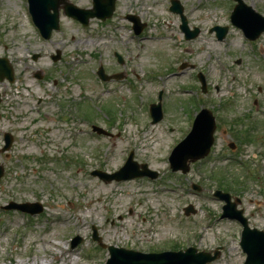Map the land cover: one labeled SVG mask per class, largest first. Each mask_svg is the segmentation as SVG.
Wrapping results in <instances>:
<instances>
[{"label":"rangeland","instance_id":"374dc122","mask_svg":"<svg viewBox=\"0 0 264 264\" xmlns=\"http://www.w3.org/2000/svg\"><path fill=\"white\" fill-rule=\"evenodd\" d=\"M70 1L91 7V0ZM169 1L117 0L110 19L86 27L60 12L59 30L43 40L26 0H0V57L14 70L12 83L0 82V147L3 132L12 136L0 152V264H104L108 245L144 253L220 246L210 264H243L241 226L219 218L223 202L213 191L239 198L249 226L264 231V33L244 39L229 21L231 0H178L189 28L200 30L185 40ZM244 2L264 15V0ZM125 14L145 23L139 35ZM216 25L228 27L222 41L210 32ZM99 65L122 78L103 84ZM160 90L163 116L151 124L148 107ZM197 103L215 118L213 144L185 174L172 172L167 157L189 131ZM92 124L111 137L91 132ZM131 150L156 181L90 174L116 171ZM9 202H37L42 210L3 212ZM187 205L194 214L184 215ZM92 227L104 246L91 238ZM74 236L81 242L72 249Z\"/></svg>","mask_w":264,"mask_h":264},{"label":"water","instance_id":"95a60500","mask_svg":"<svg viewBox=\"0 0 264 264\" xmlns=\"http://www.w3.org/2000/svg\"><path fill=\"white\" fill-rule=\"evenodd\" d=\"M230 20L232 24L241 27L244 33L251 39H255L261 32L264 31V17L256 13L250 6H246L242 0H236ZM29 11L35 22V25L39 28L41 34L48 38L52 29L58 28V16L59 8L63 9V13L67 16L73 17L84 25L88 23L89 18L97 17L102 20L111 16L115 0H93V7L90 9H82L76 5L70 3L68 0H28ZM171 10L179 13L181 18L180 29L185 33L187 39L194 38L198 32V28L189 30L187 27L186 18L182 14V7L178 1H171ZM133 22V28L136 33L141 30V25L138 23V19L135 16H128ZM218 38L224 37L227 27H213ZM36 57V56H35ZM59 58V52L53 56L54 60ZM98 76L101 78H108L103 73V69L99 67L97 71ZM3 77H7L9 81L13 80L12 69L5 58H0V80ZM115 77H118L115 75ZM201 82L204 84L203 77ZM152 122H156L161 118L160 104L151 105ZM98 132H102L101 129L93 127ZM214 118L211 113L203 109L197 115L194 126L191 132L186 138L179 143L172 151L169 160L173 171L181 169L183 172L188 170V161H194L206 155L212 144V134L214 131ZM11 143V137L7 135L6 145L4 149H7ZM143 170H138V165L132 161V155L130 154L127 161L118 171L107 174L102 171L95 170L93 175L98 176L104 181L124 180L135 176L148 175L155 177V173L146 169V165H141ZM3 173L0 167V177ZM215 195L220 199L225 200L227 203L223 207V216H229L237 218L244 225L242 232V238L240 245L247 257L244 264H264V232L257 230H250L246 226L245 219L241 217L240 211H235V203H230V197L226 193L216 191ZM13 207L21 210H26L31 213L39 212V206L37 208L29 207L26 204H12ZM185 214H189L192 211V207L188 206L184 209ZM93 238L100 241L94 232ZM79 238L73 240L72 245L79 242ZM110 252V258L107 264H208L211 260L215 259L218 255L216 250L213 255L205 252H196L194 248H188L184 252H162V253H150L143 254L135 251L126 250L123 248H116L113 246L108 247Z\"/></svg>","mask_w":264,"mask_h":264},{"label":"bare ground","instance_id":"6f19581e","mask_svg":"<svg viewBox=\"0 0 264 264\" xmlns=\"http://www.w3.org/2000/svg\"><path fill=\"white\" fill-rule=\"evenodd\" d=\"M149 39H151L152 41H155V40H157L155 37H149ZM234 248V247H233ZM73 261L75 260V259H72ZM44 261V262H43ZM42 262H41V264H48V262L46 261V260H43ZM23 262L24 261H18V263L19 264H23Z\"/></svg>","mask_w":264,"mask_h":264},{"label":"flooded vegetation","instance_id":"af4514ba","mask_svg":"<svg viewBox=\"0 0 264 264\" xmlns=\"http://www.w3.org/2000/svg\"><path fill=\"white\" fill-rule=\"evenodd\" d=\"M0 107H1V103H0ZM0 119H1V114H0Z\"/></svg>","mask_w":264,"mask_h":264}]
</instances>
